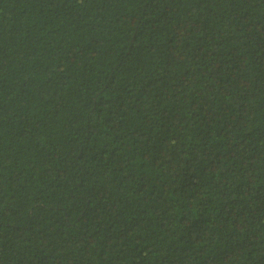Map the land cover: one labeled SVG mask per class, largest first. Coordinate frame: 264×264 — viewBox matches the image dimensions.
I'll use <instances>...</instances> for the list:
<instances>
[{"label":"trees","instance_id":"1","mask_svg":"<svg viewBox=\"0 0 264 264\" xmlns=\"http://www.w3.org/2000/svg\"><path fill=\"white\" fill-rule=\"evenodd\" d=\"M0 264H264V0H0Z\"/></svg>","mask_w":264,"mask_h":264}]
</instances>
